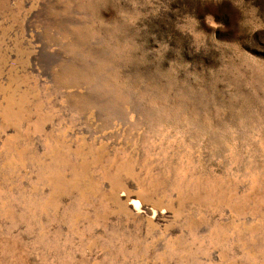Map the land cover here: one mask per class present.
<instances>
[{"label":"rangeland","instance_id":"rangeland-1","mask_svg":"<svg viewBox=\"0 0 264 264\" xmlns=\"http://www.w3.org/2000/svg\"><path fill=\"white\" fill-rule=\"evenodd\" d=\"M0 264H264V0H0Z\"/></svg>","mask_w":264,"mask_h":264},{"label":"bare ground","instance_id":"bare-ground-1","mask_svg":"<svg viewBox=\"0 0 264 264\" xmlns=\"http://www.w3.org/2000/svg\"><path fill=\"white\" fill-rule=\"evenodd\" d=\"M131 204H132V207L135 209V210H140L141 209V204L142 202L138 199V198H133L132 201H131ZM140 212V211H138Z\"/></svg>","mask_w":264,"mask_h":264}]
</instances>
